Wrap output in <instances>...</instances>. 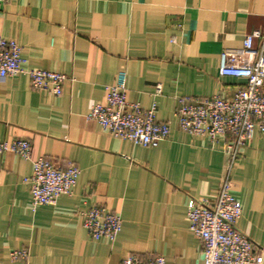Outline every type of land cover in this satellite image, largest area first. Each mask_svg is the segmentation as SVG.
Segmentation results:
<instances>
[{"label": "crops", "instance_id": "0c3cea01", "mask_svg": "<svg viewBox=\"0 0 264 264\" xmlns=\"http://www.w3.org/2000/svg\"><path fill=\"white\" fill-rule=\"evenodd\" d=\"M264 54V0H16L0 5V37L21 47L24 68L65 75L55 97L31 87L27 75L0 80V142L22 139L31 160L44 158L80 174L71 195L54 205H30L31 160L0 156V264H121L157 255L165 264H203L200 241L186 218L189 199L215 201L228 175L242 206L237 230L252 241L264 264V132L230 165L226 139L181 132L176 99L228 98L246 81L221 76L220 54L238 53L246 35ZM126 99L169 122L156 148L115 138L94 121L119 71ZM161 93L154 96L155 85ZM264 93V84L262 86ZM230 165V167H229ZM229 168V169H228ZM105 206L121 231L113 242L89 238L81 213ZM27 250L26 260H11Z\"/></svg>", "mask_w": 264, "mask_h": 264}, {"label": "built area", "instance_id": "2783aa9c", "mask_svg": "<svg viewBox=\"0 0 264 264\" xmlns=\"http://www.w3.org/2000/svg\"><path fill=\"white\" fill-rule=\"evenodd\" d=\"M14 1L0 0V5ZM260 36L258 31H254L245 36L240 52L223 51L220 54V75L244 79L246 83L242 89H237L228 98L176 99L174 119L177 128L188 135L206 136L211 145L220 138L226 139L224 150L230 165L251 141L256 130L264 132V54L256 56L252 48L253 40ZM20 54L21 47L15 41L0 37V80L25 74L33 89L60 96L67 80L65 75L26 69ZM126 80V72L119 71L115 83L106 87L104 100L92 105L86 118L115 138L139 147L156 148L168 139L169 122L156 121V102H152L148 109L129 103ZM160 93L161 85L157 84L153 95L156 97ZM4 154L31 160V146L26 140L7 139L0 142V156ZM31 164V173L23 181L29 185L32 208L54 205L59 197L71 195L80 174L76 165L61 169L44 158L31 160ZM230 187L227 175L213 203L192 198L186 203L188 227L201 243L203 264H262L255 245L236 228L242 206L231 194ZM81 224L90 239L113 242L121 231L122 221L107 207L94 206L81 213ZM9 256L11 260H26L28 251L15 250ZM121 264H165V260L160 255L148 259L127 256Z\"/></svg>", "mask_w": 264, "mask_h": 264}]
</instances>
